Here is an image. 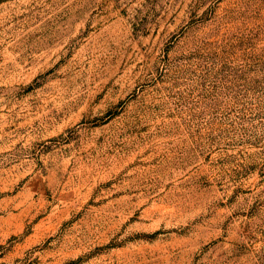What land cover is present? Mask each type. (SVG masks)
Listing matches in <instances>:
<instances>
[{"label": "rangeland", "instance_id": "374dc122", "mask_svg": "<svg viewBox=\"0 0 264 264\" xmlns=\"http://www.w3.org/2000/svg\"><path fill=\"white\" fill-rule=\"evenodd\" d=\"M0 264H264V0H0Z\"/></svg>", "mask_w": 264, "mask_h": 264}]
</instances>
